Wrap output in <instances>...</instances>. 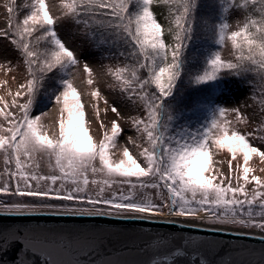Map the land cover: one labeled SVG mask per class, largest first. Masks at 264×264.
<instances>
[{"label": "snow or ice", "instance_id": "1", "mask_svg": "<svg viewBox=\"0 0 264 264\" xmlns=\"http://www.w3.org/2000/svg\"><path fill=\"white\" fill-rule=\"evenodd\" d=\"M5 7L7 28L0 30V38L15 47L26 77L14 93L8 90L10 102L0 96V256L17 248L16 264H36L40 257L42 264H96L91 245L76 250L58 233L28 223L45 217L149 221L164 216L169 223L177 217L213 225L217 232L224 231L222 226L256 230L264 241V178L250 166L254 156L264 162V150L253 143H264V115L252 131L242 132L239 126L250 120L238 107L209 106L204 121L193 127L180 123L173 106L185 76L189 85L215 90L223 80L251 74L261 85L264 113V0H60L62 15L57 17L46 0H26L20 19L16 0ZM156 7L163 9L166 24ZM207 7L213 9L211 18L200 19L208 46L194 61L188 51L198 38L197 13ZM58 20L82 29L94 46L120 48L125 62L107 66L115 82L109 88L143 112L131 117L135 137L125 142L138 154L122 146L119 158H113L124 130L117 120L110 127L101 120L99 101L105 113L120 117L121 112L92 88L93 69L83 63L102 136L97 140L91 134L93 121L74 83L81 58L58 35ZM228 43L232 59L222 56ZM0 69L7 73L13 66L6 61ZM7 83L0 81V86ZM52 105L59 115L58 130L50 135L44 118ZM213 149L229 154L227 175L217 167L222 161L215 160ZM42 160L48 174L40 171ZM7 220L16 226L6 225ZM245 264H264V252L259 261Z\"/></svg>", "mask_w": 264, "mask_h": 264}, {"label": "water", "instance_id": "2", "mask_svg": "<svg viewBox=\"0 0 264 264\" xmlns=\"http://www.w3.org/2000/svg\"><path fill=\"white\" fill-rule=\"evenodd\" d=\"M4 223L16 226L11 220ZM28 223L58 233L61 239L71 241L76 250L91 245L96 264H152L153 260L158 264L165 260L198 264L201 259L207 264H245L259 261L264 252V241L259 235H240L235 230L217 232L205 226L192 227L181 220L169 223L163 217L149 221L45 217ZM17 252L13 248L0 256V264H16ZM81 259L87 257L81 254ZM42 260L40 257L36 264H42Z\"/></svg>", "mask_w": 264, "mask_h": 264}, {"label": "rangeland", "instance_id": "3", "mask_svg": "<svg viewBox=\"0 0 264 264\" xmlns=\"http://www.w3.org/2000/svg\"><path fill=\"white\" fill-rule=\"evenodd\" d=\"M8 0H0V30H4L7 28V18L8 13L5 7V4ZM26 0H16V8L19 10V15L21 18L26 13V9L23 8ZM46 3L49 5V9L51 14L54 17L61 16L62 10L60 8V0H46ZM233 28L236 26V20L232 21ZM56 31L63 42L67 47L73 49L77 56L81 58V67L74 69L75 79L74 83L77 88L81 91L82 100L85 103L86 111L89 117L92 119V124L90 126L91 134L99 140L102 136V133L99 129V122L95 121V117L92 110V105L97 103L93 101L89 95V92L92 90L88 87V85L84 82L86 80V76L82 71L83 63H88L89 66L93 69L95 76V84L92 88H99L101 91L102 97L109 100V103H114L121 112V116L117 117L114 113L108 112L105 113L103 111L104 102L103 99L99 101V106L101 108V120L110 127L111 120H117V122L121 125L124 132L120 137V140L117 144V147L112 150L113 158H119L122 146H127L131 151L138 154V150L134 148L131 144H125L129 136L135 137L134 129L131 127V117L135 115H143L142 110H138L135 106L131 105L127 102L119 93V90L112 91L109 88L110 84L115 83L112 77L107 75V66L115 67L117 64L122 65L125 61L123 57H120L118 54H115L110 48L105 47L101 48L99 45H93L90 41H87L82 34V29L78 30L77 26L73 25L70 22L66 21H57ZM193 49L197 52L202 53L203 49L207 47V42H203L201 40H197L193 44ZM222 56L225 59H232L231 55V45L228 43L226 47L222 51ZM6 61L11 62L13 66V70L11 72H7L4 69H0V81L6 80L7 85L0 86V96L5 97L9 102L11 97L7 95L9 89L14 93L18 87L20 82L26 77V70L23 66L22 59L19 58L18 52L15 50V47L10 43L9 40L0 38V64H4ZM15 77V79H13ZM254 94H251L249 90H242L240 92H233L230 97H223L220 91L217 94H214L210 97V100L206 104H198L194 109L186 111V114L181 115L182 118L180 120L181 124H188L193 127L202 123L207 115V107L209 106H224L228 108H240L242 113L249 117L250 123L248 126H239L242 132H250L253 130L255 125L261 122V116L264 113L260 112L259 99L257 95H255L256 99L253 100L252 97ZM13 111H15L13 109ZM58 109L55 105L50 107L48 115L44 118L45 123L49 127V134L52 135L58 130L55 122L58 120ZM253 143L260 147L261 150H264V143H261L259 140L253 141ZM215 160L222 161V163H218L217 167L220 171L224 173V175L228 174V160L230 159L229 154L226 152H216ZM235 164V162H233ZM250 166L255 169L254 175H258L261 178H264V171H261L264 168V162L259 160V157H253L250 161ZM4 164L2 158H0V172L3 171ZM40 171L44 174H48V168L46 162L41 161ZM227 183V181H225ZM233 186H235V181H233ZM252 185H249V191L252 189ZM151 192L154 200L159 203V200L156 199L155 190L149 189L147 190ZM2 198V197H1ZM164 217V216H162ZM191 221V220H190ZM200 222V221H198ZM213 227V225H207ZM215 227V226H214ZM224 228L232 229L231 226H222ZM239 231H250L252 233H257L256 230H240Z\"/></svg>", "mask_w": 264, "mask_h": 264}, {"label": "trees", "instance_id": "4", "mask_svg": "<svg viewBox=\"0 0 264 264\" xmlns=\"http://www.w3.org/2000/svg\"><path fill=\"white\" fill-rule=\"evenodd\" d=\"M203 2L210 3L211 0H202ZM154 11L157 13L158 19L161 23H165L163 19V15L161 12L163 9L161 7L154 8ZM213 14V9L211 7L202 8L197 13V39H195L192 45L189 48L188 56L194 60L199 61L202 59L201 53L197 52L193 49V44L197 40H201L203 42L206 41V37L204 32L202 31V21L200 18H211ZM20 16H17V19H20ZM39 33H36L38 35ZM111 39V38H109ZM207 42V41H206ZM43 46V45H41ZM110 48L115 54H118L120 48L118 46H113L109 44L107 46ZM198 66V65H197ZM251 81V83H248ZM242 90H249L251 94L257 95L261 98V85L253 75H249L247 77L242 78H230L220 82V87L213 90L211 86H193L189 85L187 82V77L185 76L180 83H178V87L175 93V100L173 101V106L176 112L180 113L181 115L186 114V111L194 109L198 104H206L210 97L214 94H217L220 91L223 97H230L233 92H240ZM1 198V197H0Z\"/></svg>", "mask_w": 264, "mask_h": 264}, {"label": "bare ground", "instance_id": "5", "mask_svg": "<svg viewBox=\"0 0 264 264\" xmlns=\"http://www.w3.org/2000/svg\"><path fill=\"white\" fill-rule=\"evenodd\" d=\"M163 219H166V220H168L169 218L168 217H163ZM172 220H175V221H183V222H185L184 221V218H177V217H172L171 218ZM186 223H190V224H197L198 226H205V227H207V228H210V229H213L214 228V226L213 227H210V226H206L205 224H203V223H201V222H198V221H187ZM224 230H227V231H232V232H240L239 230L237 231V230H232V229H228V228H224ZM253 234H255L256 236H258L259 234L258 233H253ZM260 236V235H259Z\"/></svg>", "mask_w": 264, "mask_h": 264}]
</instances>
